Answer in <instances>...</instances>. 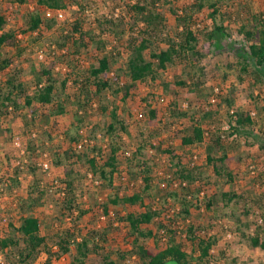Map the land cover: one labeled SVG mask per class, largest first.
I'll return each mask as SVG.
<instances>
[{
  "label": "trees",
  "instance_id": "1",
  "mask_svg": "<svg viewBox=\"0 0 264 264\" xmlns=\"http://www.w3.org/2000/svg\"><path fill=\"white\" fill-rule=\"evenodd\" d=\"M36 1L56 10L77 6V20L69 22L50 43L39 46L46 30L53 29L55 19L44 20L38 8H28L23 14L26 30L22 33L33 40L24 43L18 32L6 29L10 16L0 9V134L12 132L9 128L3 130L5 119L22 118L26 155L33 161L54 142L57 119L71 114L73 121L64 132L65 146L53 160L64 177L47 182L49 185L57 181L65 188L52 200L55 219L61 223L71 220L70 226L43 235L38 211L47 203L46 197L53 195L43 185L44 174L37 163H10L0 170V199L8 196L19 218L15 224L10 220L7 231L0 235L1 264H36L43 253L49 264L53 259L59 264H87L93 255L100 256L102 264H128L134 255V264H165L172 259L180 264H208L217 238L200 235L203 230L188 222L192 210L202 205L217 214L234 206L230 216L238 224L242 243L264 253V220L262 225L255 223L252 234L251 225L245 222L252 213L263 210L264 194L252 198L231 189L222 192L216 201L206 196L220 181L234 186L237 174L233 165L248 158L251 147L258 145L264 151V96L262 106L255 108L257 120L252 119L248 108L234 105L237 86L248 83L253 90L264 89V11H251L244 0H97L112 3L113 14L87 25L84 16L89 4L85 5V0ZM0 2L21 10L28 7L29 0ZM118 9L123 12L119 14ZM167 12L174 17L173 25L168 24ZM224 42L233 46L237 59L230 66L236 71V84L229 98L220 99L228 109H216L208 101L193 109H182L175 101L162 113L146 98L142 101L149 116L147 127L137 135L131 154L118 159L120 152L127 151L123 134L129 128L120 116L116 102L119 95L125 105L135 89L148 85L152 96H179L186 89L189 101L190 96L197 95L196 102L202 103V87L207 83L205 64L224 48ZM8 48L13 54L6 52ZM38 51L51 64L32 68L35 82L31 88L23 79L21 66L22 61H28L24 58L27 52ZM123 56L125 69H115ZM87 61L89 65L84 63ZM57 65L65 67V71L53 72ZM174 66H179L181 73L169 80L166 75ZM107 93L111 100L105 97ZM95 100L99 106L94 116L104 117L103 128L95 126L91 130L90 142L82 151L75 146L82 139L80 132L88 114L86 103L98 105ZM168 125L170 132L176 130L172 134L183 147L205 145L204 164L195 161L192 154L163 147L161 139ZM34 131L46 135L50 143L37 144ZM240 147L245 150L239 154ZM25 167L33 181L22 197L18 194ZM82 167L85 178L92 174L102 187L115 190L99 206L112 220L109 227L81 229L80 221L89 211L82 207L78 191ZM255 181L252 180L254 186ZM123 188L128 191L120 196ZM202 192L206 197L200 200ZM111 205L142 209L124 217L118 214L125 228L120 233L129 250H114L111 245L110 236L117 228L110 215ZM240 206L242 210L238 211Z\"/></svg>",
  "mask_w": 264,
  "mask_h": 264
},
{
  "label": "rangeland",
  "instance_id": "2",
  "mask_svg": "<svg viewBox=\"0 0 264 264\" xmlns=\"http://www.w3.org/2000/svg\"><path fill=\"white\" fill-rule=\"evenodd\" d=\"M35 1L36 0H29L28 5L34 3ZM85 1H86L85 5L86 4L90 5V7H88L89 5H86L87 13L84 16V21L87 23V25H92L95 19L97 22V20L101 16H110L111 14H113L112 13L113 4L110 2L101 4L97 0L92 2H90V0H85ZM244 1L247 3L251 11L253 12L264 11V0H244ZM28 8L29 6L28 7L25 6L21 10H18L17 8L10 9L7 4H3L2 2H0L1 11L9 14L12 21L11 23L8 24L6 29L18 32L19 39L24 40L23 41L24 43H31L33 40V37L29 36V34L22 33L23 31L26 30V23L24 20L25 16H23V14H26L28 12L29 10ZM118 10H119V14L123 12L121 9ZM77 11H78L77 6H70L66 10V13L63 15V17L59 21H56L54 23L55 25L53 26V29L51 31H48L44 28L43 30H46V32L44 33V37L41 38L39 46H43L50 43V40H52V38H56L58 34L64 29V27L69 24V22L76 21ZM166 18L168 20L169 25L174 24V17L168 12L166 14ZM206 24L211 25V21H206ZM107 38L109 37H106V39ZM223 45L224 48L217 51L211 58H209V60H207L205 64L207 83L202 87V92H203L201 97L202 103L196 102L197 95L190 96L189 97L191 101L190 102L188 99V94L186 89H183L182 92L179 93V96H175L174 94L165 95L164 99L161 97L152 96L150 94L151 88L149 89L148 85L140 86V88H137V90L135 89V91H133L132 93V97L128 100V102L125 105L120 101L122 95H119L118 99L116 98L117 99L116 102H118V105L120 106V116L126 121V123L129 126L128 133L123 134V138L127 150L132 151V149L134 148L133 146H136L137 144L136 142L137 135L139 134V132L144 131L147 127V120L149 116L146 114L147 113V108H145L146 105L142 101L146 98L148 99L149 102H151L154 106H156L162 113L165 112V109L170 103L175 101L177 102L179 108L189 109L192 108V106H196L198 104H199L198 106H200V104L204 105L206 104L207 101L209 104L210 103L212 104L211 100L213 97L216 98V103H213L216 109L219 108L221 110L228 109L227 104L226 103L222 104L220 99L229 98L230 89H232V86L236 84V71L235 69L231 70L230 66L234 65L237 59L235 57V54L233 53L234 52V50L232 49L233 46L231 44L228 45V43L226 42H224ZM6 52L9 54H13L14 51L8 48L6 49ZM24 58L28 59V61L25 60L22 61L21 68L24 70L23 79L25 83H27L32 88L35 82V75L32 72V68L35 66L39 69L42 63L46 66H50L51 60L47 59L48 58L47 57L46 61H41L38 58V54H35L34 52H27ZM84 63L86 65H89L88 61ZM124 64H125V59L123 56L120 60V63L117 64L114 68L117 70L120 68L125 69ZM63 71H65V67H61L59 65H57L56 68H53V72L55 73L57 72L63 73ZM180 73H181V68L179 66H174V67H170L169 72L167 73L166 76L169 80H172L178 77ZM227 73H228V77H226ZM158 90L159 89H157V91ZM107 96L110 100L112 99L109 93L105 95L106 98ZM263 96H264V89H261L260 87L253 90L248 87V83L243 87L237 86V90L235 92V97H234V101H235L234 105L235 107L248 108L249 110H252L257 108V106L259 105L262 106ZM95 102H97L98 104L97 100H95ZM93 104H94L93 102H87L86 103L87 107L85 106L87 108L88 114L84 116L85 124L80 134L86 138H90L89 137L90 132L93 128H95V126H98L99 128H103L102 126H103L104 117L99 116L98 118H96L94 116L95 113L94 110L99 106V104L95 106ZM144 114L146 116L143 118L142 115ZM260 120H261L260 122L263 121L262 119ZM72 121L73 119L71 114L59 117L57 119L58 127L57 129L54 130V133L52 134L54 138V142L52 143H50L47 140L46 135L44 136L40 131L38 133L37 131H34L36 135L34 136L33 134L34 136L33 138H37V141L34 140L37 144H41L42 142H45L44 143L45 145L46 143H50V145L49 146L46 145L45 151H43L38 156V159H34L32 161L31 156L29 154L26 155L24 139H23L24 135H23L22 118L13 119L11 117L5 119L4 125L2 126L3 130L9 128L12 132L6 133L3 131L0 134V170H4L6 167L10 166V163H12L13 166H15L18 165L19 162L24 163L26 161H29L32 162L34 165L35 163L38 162V160L43 158L44 153L49 154V157L52 159V163H53V160L55 159L54 158L55 153H59L58 151L61 148H63V146H65V143L63 141L64 132L70 128ZM174 123H175L174 126L177 128L178 125L175 120ZM227 127L228 126L226 122H224V128L226 129ZM170 130H171L170 125L165 127V132L161 139L164 148L171 146L179 154L186 153V154L197 155L198 156L197 161L202 164L205 163L204 159L206 157V152L203 147L200 146L187 147V148L183 147L181 145V141L177 138V136L175 134H172L176 130L172 132H170ZM41 131H44V129H42ZM99 136H101V133H99L98 137ZM242 142H245V140H242ZM244 150L245 147L243 148L240 147L238 149V153L240 154V152H244ZM119 159L122 160L123 157L121 156L119 157ZM163 160H165V158ZM76 168L78 167L76 166ZM233 168L235 169V172L237 174V180L234 186L224 183V181H220L218 187L216 188L213 187L211 188V190L208 191L206 195L208 196L207 198L213 197L212 199L216 201L217 199H219L220 194L222 192H227L231 189H234L238 193H245L247 194L248 197L250 195V197L252 198L257 197L260 194H264V151L261 150L258 145L251 147L249 149V157L245 158L243 161H240V163L235 162ZM81 169H82L81 174H83V177L80 175V179L78 180L79 182L78 191L80 192V202L84 209H89L88 213L80 221L81 229H84L86 227L89 228L96 227L101 229L106 225L109 227L111 224L110 222H112V220H109L110 218H108L103 214V209L99 206L104 204L107 201V199L114 193L115 190L106 189L105 187H102L100 181H98L96 178L95 179L96 181H98V184L93 182L89 177L88 179L85 178L84 174L86 173V170L83 167ZM22 170H23V173L21 175L22 185L21 188L19 189L18 195L23 197L27 194V191L33 179L32 176L28 173L27 168ZM123 170L125 171V169ZM40 172L44 174L42 175L44 179L43 185H45L47 190L48 191L50 190V192H52L53 194V195H48L46 197L47 203L38 211V217L41 223L40 226L41 232L43 235H45L47 233L52 234L53 232H56L63 227L70 226V222H68V220L66 219V221H63L61 223L55 219L57 216V212H56L55 203L52 202L54 197H56L55 195L62 192L61 187L63 185L60 182L59 183L57 182L58 181L57 178L64 177L63 171L61 169L57 170V168L53 165L52 172L49 173V172H44L42 170ZM51 180H57L56 184L51 182V184L48 185L47 182ZM252 180H257L255 181L256 182L255 186L253 185ZM57 184L58 187L56 186ZM138 186L136 189H139ZM127 191L128 190L123 188L119 193L120 196H122ZM12 205L13 202L11 201L10 198H8V196H5L4 198L0 199V226L3 217H6L8 219V222L12 220L14 221V224L17 223L19 217L17 215V210ZM233 207L234 206H231V208L227 209L222 214H220L221 212L217 214L213 210H209L204 205H202L201 209L192 210L190 221L192 224H194L196 228L204 231L205 233L204 236H208V234H214V233L220 235L221 228L218 227L217 224H215L217 220L225 221L227 224H230L233 227V230L235 232H237L236 228L238 227V224L230 216ZM241 210H242V206L238 208V211ZM141 211L142 209L139 206L136 207H131V206L115 207L113 205L110 206V212H111L110 215L112 216L111 217L112 219L115 218L114 227H117L116 230L113 232V234H111L110 236L112 239L111 245L114 250L130 249L129 246L124 244V241L122 239V233L120 232L121 231L124 232L125 228L123 223L118 220V216L120 215V217H124L129 213L141 212ZM258 212L259 215H257L256 213H252V215H250L248 220L245 219V222L251 225V230H254L255 228L254 225L257 222L258 216H262L264 220V208L263 210H261V212L260 211ZM237 233L240 235V240H238L236 244H233L232 249L230 251V255H226V253L219 250L215 254L217 255L216 256L218 258L217 260H223L224 264H264V253L261 250L252 249L246 246V244H243L241 241V234L239 232ZM219 238L220 240L222 239V237ZM151 243L149 242V244ZM149 244L146 243V245ZM40 258L48 259V256L43 253L41 254ZM55 262L56 264H59L56 260ZM87 264H102L101 257L97 255H93L91 257L90 262H88Z\"/></svg>",
  "mask_w": 264,
  "mask_h": 264
},
{
  "label": "built area",
  "instance_id": "3",
  "mask_svg": "<svg viewBox=\"0 0 264 264\" xmlns=\"http://www.w3.org/2000/svg\"><path fill=\"white\" fill-rule=\"evenodd\" d=\"M29 9L30 10H34L35 8H38L41 13L43 14V18L45 19H55L56 21H59L63 15L66 13V10H56V9H50L46 6H40L37 4V1H35L32 4H29ZM17 8V7H16ZM11 17L8 18V24L11 23ZM95 22V20L93 21V23ZM38 58L41 61H46V55L40 51L38 53ZM217 91V90H216ZM218 92V91H217ZM212 103L216 102V98H212L211 100ZM95 106V105H94ZM250 115L252 117L253 120H257V111L255 109H252L250 111ZM228 126V125H227ZM228 128V127H227ZM101 137V136H99ZM90 141L88 140V138L83 137L79 143L76 144V148H78L79 150H83L85 148V146L89 143ZM20 145V144H19ZM203 147L205 149V145H196L193 147ZM132 151L127 150L126 152H120V156L123 155H127L129 156L131 154ZM118 157V159H119ZM193 158L195 161H197L198 156L197 155H193ZM37 166L44 172H52L53 170V163H52V159L49 157L48 153H44L43 158L38 160L37 162ZM253 167V166H252ZM89 178L95 182L96 184H98V181H96V179L93 177L92 174H89ZM62 192L58 193L57 195H61L64 193L65 188L61 187ZM205 197V193L202 192L200 195V199H203ZM203 211V209H202ZM257 215H259V213H257ZM68 222H70L71 218H67ZM188 222H191L190 219ZM259 224H263V218L258 216L257 218V222ZM215 224H217L218 227L221 228L220 231V235L217 234H208V237H213V235L217 238V244L214 245L210 251L211 254V259L210 262L208 264H224L223 260H217L218 258L216 257L217 255H215L219 250H221L222 252L226 253V255H230V251L232 249L233 244H236V242H238V240H240V235L235 232L233 230V227L230 224H227L225 221L222 220H217L215 222ZM220 225V226H219ZM41 226V223H40ZM8 228V219L6 217L2 218V222H1V226H0V235H3ZM254 232V230H251V234ZM200 235H205L204 231L200 233ZM222 235V236H221ZM205 237V236H204ZM219 237H222V239L220 240ZM256 250H260V249H256ZM262 251V250H261ZM238 255V254H237ZM136 256L134 255L131 259H129L127 261L128 264H134V260H135ZM0 264H1V256H0ZM36 264H49L47 262V258H39L38 261L36 262ZM51 264H56L55 259L52 260Z\"/></svg>",
  "mask_w": 264,
  "mask_h": 264
},
{
  "label": "water",
  "instance_id": "4",
  "mask_svg": "<svg viewBox=\"0 0 264 264\" xmlns=\"http://www.w3.org/2000/svg\"><path fill=\"white\" fill-rule=\"evenodd\" d=\"M165 264H180V263L179 261L172 259V260L167 261Z\"/></svg>",
  "mask_w": 264,
  "mask_h": 264
}]
</instances>
